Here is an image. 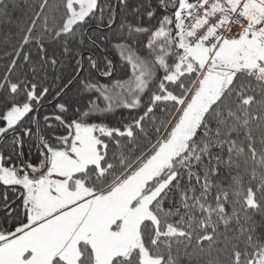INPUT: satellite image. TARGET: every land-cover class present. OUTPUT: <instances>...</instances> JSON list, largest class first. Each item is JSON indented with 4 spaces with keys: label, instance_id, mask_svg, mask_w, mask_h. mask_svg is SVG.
<instances>
[{
    "label": "snow or ice",
    "instance_id": "1",
    "mask_svg": "<svg viewBox=\"0 0 264 264\" xmlns=\"http://www.w3.org/2000/svg\"><path fill=\"white\" fill-rule=\"evenodd\" d=\"M117 7L128 0L106 6L112 35L99 38L125 65L127 78L111 86L80 80L84 53L73 47L97 10L103 22L98 0H64L53 27L40 0L9 54L0 138L31 135L25 121L39 122L49 96L43 120L64 134L41 140L39 167L0 153V184L22 189L20 217L4 197L5 223L17 218L0 231V264H264L255 220H264V0H158L132 8H143L135 23H117ZM157 10L167 14L151 25ZM60 40L59 55L49 52ZM32 44L35 58L25 51ZM61 57L76 59L67 83L55 75ZM104 59L111 79L116 66ZM88 61L98 67L91 53ZM92 90L99 95L85 107ZM119 108L141 114L121 127L96 115Z\"/></svg>",
    "mask_w": 264,
    "mask_h": 264
},
{
    "label": "trees",
    "instance_id": "2",
    "mask_svg": "<svg viewBox=\"0 0 264 264\" xmlns=\"http://www.w3.org/2000/svg\"><path fill=\"white\" fill-rule=\"evenodd\" d=\"M40 0H5L8 8L7 12L0 11V78H2L6 72L8 65L13 59L12 55H9L13 50L18 47L20 43L21 36L23 35L22 30L30 23V18L37 10L36 6L39 4ZM63 2L64 0H49V9H48V24L49 27L53 25H59L62 23V13H63ZM152 4L154 9L157 8L158 0H128V7H117L116 17L117 23L122 21L127 17L131 22L135 23L141 18L143 13V8H141L140 13H133L132 8L144 5L147 6L148 3ZM100 7L105 8L103 14V22L100 19V12L97 10L96 16L91 18L89 24L86 26L89 30L83 33L82 46L73 45L78 52H83V64L84 69L80 74V80L87 78L92 83H97L99 85L111 86L115 80H123L127 77L124 74V63L121 60L116 49L108 43H100L99 38L104 35H112L108 31L106 25L108 23V12L106 6L112 4L114 7L117 6V0H98ZM59 6V7H58ZM162 10L156 11V19L151 21V25H155L157 20L165 15ZM143 23L145 25L149 24V21L146 16L143 17ZM39 32V28H37ZM89 37L93 42H95L98 47H94L92 43L89 42ZM147 37L141 35L138 37L139 44L136 46L137 53L139 55H144V43H146ZM63 40H60L56 43H47L46 47L49 52L55 51L58 55L61 51V45ZM25 51H31L33 57L35 58L36 46L34 44L26 46ZM91 53L93 58L98 62V67L92 69L88 61V54ZM107 56L116 66V71L111 79L105 77L103 73L107 71L106 63L107 61L104 57ZM63 63L55 69V75L60 78L64 83H67L68 79H71L74 75L76 59H80L79 56L76 59L70 57H61ZM24 65H21L16 69V72L13 75H19L20 69ZM41 76L43 73L40 74ZM52 72L49 71L48 79L50 80ZM37 80L42 83L44 86H48L47 82L40 79V76H37ZM59 84V81H57ZM79 88V82H77L72 90L68 93L64 99H69L76 94L77 89ZM99 94L96 90H92L89 94L84 96V100L81 103L86 107V101L97 97ZM146 99V98H145ZM52 100V96H49L48 99L44 102V106L40 109L39 112V122L25 121V127L31 128V135H22L20 137H15L9 135L7 138H0V153H3L5 157L11 156L10 161L7 163L14 164L16 166H21L23 164L31 163L39 167V160L41 159L40 147L41 140H48L54 134L62 135L64 130L62 127L57 125L55 132L53 129H49L43 117L53 112V106L49 104V101ZM6 102V96L4 92H0V106ZM101 107H104V102L102 100L98 101ZM140 110H128L126 108H119L115 111L105 115L103 113L96 114L97 116H103V120L106 124L112 127H121L124 124L131 122L133 117L140 115ZM55 123V122H53ZM18 132H22V129H17ZM53 143L55 141H52ZM30 171V170H29ZM220 179L224 182L225 187H227L228 180L223 173ZM247 179V178H246ZM20 189L13 186H4L0 184V231H6L14 229L16 224L14 220L17 217L22 216V199H18ZM7 196V201L10 204L14 203V208L17 211V217H11L8 219V223H5V213L2 209L5 206L4 197ZM255 220L264 225V220L259 215L255 216ZM260 232H264V227L259 228ZM184 264H188L185 260Z\"/></svg>",
    "mask_w": 264,
    "mask_h": 264
},
{
    "label": "water",
    "instance_id": "3",
    "mask_svg": "<svg viewBox=\"0 0 264 264\" xmlns=\"http://www.w3.org/2000/svg\"><path fill=\"white\" fill-rule=\"evenodd\" d=\"M21 192H22V191H21ZM18 199H22V198H21V194L18 196Z\"/></svg>",
    "mask_w": 264,
    "mask_h": 264
},
{
    "label": "rangeland",
    "instance_id": "4",
    "mask_svg": "<svg viewBox=\"0 0 264 264\" xmlns=\"http://www.w3.org/2000/svg\"><path fill=\"white\" fill-rule=\"evenodd\" d=\"M16 187H18V188H20V189H21V187H20V186H16Z\"/></svg>",
    "mask_w": 264,
    "mask_h": 264
}]
</instances>
